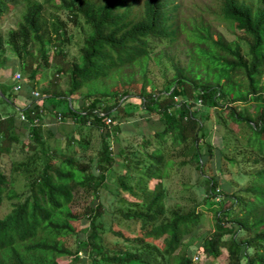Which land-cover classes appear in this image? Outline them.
<instances>
[{
	"label": "trees",
	"instance_id": "obj_1",
	"mask_svg": "<svg viewBox=\"0 0 264 264\" xmlns=\"http://www.w3.org/2000/svg\"><path fill=\"white\" fill-rule=\"evenodd\" d=\"M21 1L31 0H0V21ZM219 4L218 18L242 33L239 41L213 39L202 21L183 22L174 0H61L60 10L81 33L77 62L66 61V23L58 19L53 25L55 47L49 53L42 34V4L30 3L6 40L0 35V57L7 50L13 58L12 62L0 60L7 69L0 83V105L14 109L13 113L0 109V210L4 202L9 204L0 216V264H56L58 259L67 260L65 264H194L196 251L189 248L188 240L201 224L200 206L213 213L214 222L213 232L198 248L197 262L217 264L224 257L225 264H264V0H220ZM181 36L203 68L204 80L194 74L195 80L187 79L178 71L163 91L146 95L149 43L164 41L172 46ZM52 63L55 83L67 74L69 97L86 84L111 79L130 67H140L143 84L136 94L127 89L108 93L91 88L76 108L70 103L67 111L56 112L48 101L59 97L45 90L43 98L33 99L30 85ZM14 72L21 78L17 92L12 89ZM238 77L246 82L245 89ZM129 98H137L142 110L154 113L159 128L140 136L134 152L114 156L108 140L112 131H119L114 124L121 123L120 113L125 119L132 116L123 111ZM198 101L202 107L220 111L229 107L228 117L240 129L239 135H250L246 147L260 156L253 164L263 166L248 175L249 185L242 191L215 193L223 185L206 171L211 170L213 148L204 139L206 117L198 113ZM236 102H254V116L228 106ZM46 117L55 124L61 121L77 130L86 127L98 132L100 143L93 158L85 162L78 156L87 143L76 135L64 156L45 151ZM21 129L29 149L40 145L42 158L36 155L26 164L11 162L8 167V156L20 140L15 131ZM187 142L192 143L189 161L194 159L203 196L193 200L196 208L176 205L170 210L165 206L168 191L163 184L172 168L168 153ZM217 153L219 157L222 152ZM40 159L42 167L31 172ZM116 164L123 173L112 177ZM20 170L26 175L17 190L12 174ZM110 176L115 192L104 202L101 193ZM80 189L91 191L95 200L75 215L71 204ZM226 201L230 203L225 207ZM130 225L138 227L128 231Z\"/></svg>",
	"mask_w": 264,
	"mask_h": 264
},
{
	"label": "rangeland",
	"instance_id": "obj_2",
	"mask_svg": "<svg viewBox=\"0 0 264 264\" xmlns=\"http://www.w3.org/2000/svg\"><path fill=\"white\" fill-rule=\"evenodd\" d=\"M45 1L46 0L21 1L17 7L0 21V35L6 40L8 31L16 28V25L21 20L26 7L30 3L36 2L42 4L43 9L41 12V18L44 27L42 34L45 37L46 47L49 53L51 54L55 47L56 39L53 25L55 19H58L66 23L67 38L69 40V43L66 44L65 47L66 61L77 62L78 49L81 45V33L69 23L66 13L60 10L59 7L61 0H53L50 5L45 4ZM174 1L180 6L179 15L183 22H187L188 20H192V22L202 21L204 25L209 26L213 39L220 36L226 42L239 41L242 33L237 29L231 28L228 24L222 22L220 18H218L220 0ZM78 25H80V23H78ZM149 48L151 52L144 69L146 81L144 92L146 95L158 94L160 91H163L165 86L172 81L178 71L183 73L184 77L187 79L190 78L191 80H195L196 78L193 79L191 76L194 74L195 76H200L197 80H204L203 68H201V66L193 59L192 50L184 36H181L178 42L172 46H166L164 41H151L149 43ZM243 49L245 50V47H243ZM3 58H7L9 62H12L13 60L11 54L7 50L5 51V54L1 55L0 60H3ZM191 61H193V64L190 67ZM55 67L56 66L53 64L48 70L39 72L36 81L34 83L32 82L30 85L32 86L33 91L39 93V98L44 97L43 91L45 90L48 91L49 95L59 97L51 98L50 101H48V104H52V109L56 112L67 111L70 103L73 108H76L79 99L91 88H96L99 91H107L108 93L116 90L117 93H119L122 90L127 89L131 93L136 94V92H139L143 84V79L140 75V67H130L125 69L122 74L114 75L111 79L86 84L69 97L67 94L69 88L67 74L61 75L58 82L55 83L53 80ZM3 68H5V66H0V79H3L4 81L5 78H3V71L7 69ZM16 73L17 72L13 73V79ZM238 80H241V89H245L246 82L242 80L241 77H238ZM261 80L264 81V72ZM177 100L175 99V101ZM228 106L236 108L238 112L245 116L250 115L253 117L256 112L254 102L245 105L236 102L234 104H229ZM1 108L8 113H13L14 110L11 105L3 103L0 105V109ZM227 108H223V110L220 111L219 109L202 107L200 105L196 107L197 111L199 109L198 113L200 112L206 117V138L204 139L207 140L213 148L210 162L212 163L211 170L209 168L207 170L206 168V171L209 172V175L214 174L217 177V180H220L219 184L223 185V190H221L220 187H216L215 193L220 196L224 195V192L230 194L242 191L247 185H249L248 175L251 173L253 174L263 166L262 164H258L257 166L253 164L255 159L260 160V156L257 155L254 150L246 147L250 135H248V133L247 135H239L240 129L233 123V120L229 119V111ZM123 111L132 114V116L125 119L123 114L120 113L119 119L121 123L116 124L115 122L114 124L118 126L119 131H112V136L108 140L111 153L114 156H118L119 153L126 155L129 152H134L136 144L140 143V136L150 134L159 128L157 116L154 113L142 110L141 104L137 98H129L128 105ZM107 126H111V124L109 123ZM47 131L50 132V135ZM15 134H18L20 140L17 143H14V149L11 155L8 156V167H10L11 162L26 164L35 158L36 155L42 158L40 145L34 150L27 147V135L24 130H16ZM75 135L78 136L80 141L87 143L85 144L86 148L82 149L83 152L78 154L82 160L87 162L90 158H93L95 151L99 148V133L86 127L77 130L69 123L57 121L55 124L51 122L50 118H43L42 137L44 140L43 149L45 151L53 152L55 156H64L67 149L70 148L68 144L71 137ZM191 148L192 143L187 142L185 146H177L175 147V150L168 153V159L172 160V168L168 170L167 177L164 179L163 184L168 191L165 206L170 210L176 205H179L184 209L194 207L196 202L194 203L193 200L200 201L203 196L202 192H199V185L202 184V181L199 177L198 171L194 167V159L189 161ZM217 151L222 152L219 157ZM181 162H184V164L181 165ZM117 164L113 166L112 177L123 173V168ZM42 165V159L37 160L35 165L31 167L30 171L38 170ZM25 175L26 173L24 170L13 172L12 178L15 183V189L19 190L22 187V180ZM111 176L106 182L107 189L102 190L101 193L100 200H103L104 202L115 192V186L111 182ZM153 184L154 182L149 185L150 189ZM94 200L91 191L87 189L78 190L74 194V201L71 204L72 213L75 215L83 213L87 206L93 204ZM229 203V201H226L224 206H228ZM8 209L9 204L4 202L0 210V216L7 212ZM197 210L202 212L203 215L201 217V224L196 230V233L188 240V244H192L189 248H195L196 251L193 255L192 261L194 264H210L209 260L197 262L198 256L196 253L203 240L213 232V213L210 212L207 207L202 206L197 208ZM124 227L125 225H123V228ZM129 227L128 231L132 229L134 230L138 226L130 225ZM79 228H83V225H80ZM79 256L83 257L82 253H79ZM66 262L67 260L65 259H58L56 264H65ZM217 264H225V258L221 257L217 261Z\"/></svg>",
	"mask_w": 264,
	"mask_h": 264
},
{
	"label": "built area",
	"instance_id": "obj_3",
	"mask_svg": "<svg viewBox=\"0 0 264 264\" xmlns=\"http://www.w3.org/2000/svg\"><path fill=\"white\" fill-rule=\"evenodd\" d=\"M21 78H20V75L18 74V73H16L15 75H14V80H15V82H16V84L13 86V91L14 92H17L18 90H19V85L17 84V82L20 80ZM31 96H32V98L33 99H38L39 97H40V95H39V93L37 92V91H32L31 92ZM177 100V99H176ZM200 104V101H198L197 102V105H199ZM20 119L21 120H24L25 119V117H24V115L23 114H20ZM57 119L58 120H60V114H57ZM37 119H34L33 120V122L32 123H37ZM105 124L106 125H108L109 124V120H106V122H105ZM197 257V256H196Z\"/></svg>",
	"mask_w": 264,
	"mask_h": 264
},
{
	"label": "crops",
	"instance_id": "obj_4",
	"mask_svg": "<svg viewBox=\"0 0 264 264\" xmlns=\"http://www.w3.org/2000/svg\"><path fill=\"white\" fill-rule=\"evenodd\" d=\"M3 82V79H0V83Z\"/></svg>",
	"mask_w": 264,
	"mask_h": 264
},
{
	"label": "water",
	"instance_id": "obj_5",
	"mask_svg": "<svg viewBox=\"0 0 264 264\" xmlns=\"http://www.w3.org/2000/svg\"><path fill=\"white\" fill-rule=\"evenodd\" d=\"M0 96H1V93H0Z\"/></svg>",
	"mask_w": 264,
	"mask_h": 264
}]
</instances>
